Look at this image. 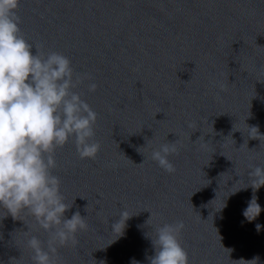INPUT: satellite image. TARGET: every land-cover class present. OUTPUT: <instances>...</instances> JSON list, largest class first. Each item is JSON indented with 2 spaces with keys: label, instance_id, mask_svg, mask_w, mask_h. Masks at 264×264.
Wrapping results in <instances>:
<instances>
[{
  "label": "water",
  "instance_id": "1",
  "mask_svg": "<svg viewBox=\"0 0 264 264\" xmlns=\"http://www.w3.org/2000/svg\"><path fill=\"white\" fill-rule=\"evenodd\" d=\"M16 13L28 42L97 84L76 89L98 113L95 159L72 140L56 149L65 215L88 224L59 248L63 264H150L154 228L176 220L189 264H264V185L247 175L264 165V136L248 134L264 135V0H19ZM169 141L174 173L150 158ZM253 195L262 211L248 221ZM20 219H0V264H31L27 226L47 239Z\"/></svg>",
  "mask_w": 264,
  "mask_h": 264
},
{
  "label": "clouds",
  "instance_id": "2",
  "mask_svg": "<svg viewBox=\"0 0 264 264\" xmlns=\"http://www.w3.org/2000/svg\"><path fill=\"white\" fill-rule=\"evenodd\" d=\"M18 5L19 0H0V209L5 213L0 219L31 217L47 233V239L41 240L27 226L25 243L31 249V264H63L59 248L75 247L77 234L88 224L79 211L70 218L65 215L72 205L61 191L60 177L53 173L58 167L56 149L72 140L80 159H95L101 147L95 139L98 113L76 89L84 78L90 81V92L97 84L90 74L74 73L68 56L45 53L28 42L19 26ZM219 87L223 90L224 85ZM248 129L253 138L264 136L255 126ZM177 151L175 142L161 143L151 149L150 158L174 173L169 155ZM247 175L254 192L264 185V165H249ZM261 211L253 195L242 214L252 221ZM128 217L127 209H122L111 229L122 232ZM184 227L183 220H176L154 228L150 264H189L180 240ZM260 227L256 225L257 230ZM132 264L139 262L133 259Z\"/></svg>",
  "mask_w": 264,
  "mask_h": 264
}]
</instances>
